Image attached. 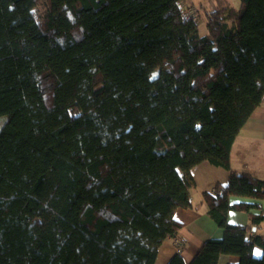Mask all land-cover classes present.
<instances>
[{"label":"trees","instance_id":"16d2710c","mask_svg":"<svg viewBox=\"0 0 264 264\" xmlns=\"http://www.w3.org/2000/svg\"><path fill=\"white\" fill-rule=\"evenodd\" d=\"M217 2L201 36L180 0H0V264H155L203 162L230 172L203 193L223 237L189 264H264V212L228 221L264 200L230 167L264 103V0Z\"/></svg>","mask_w":264,"mask_h":264},{"label":"crops","instance_id":"0c3cea01","mask_svg":"<svg viewBox=\"0 0 264 264\" xmlns=\"http://www.w3.org/2000/svg\"><path fill=\"white\" fill-rule=\"evenodd\" d=\"M232 7V0H226ZM181 8L189 14L195 13L198 28L206 21V14L218 8L217 0H180ZM234 8V7H233ZM198 17V21L197 18ZM206 24V22H205ZM230 167L240 174H249L264 181V103L258 107L248 119L238 134L230 153ZM195 186L190 191L191 208H179L174 218L182 226L176 238H168L158 251L155 264H168L171 258L180 254L186 264H189L203 244L209 239H221L223 230L209 215L208 205L203 199L204 192H214L216 185L226 187L230 172L203 162L192 169ZM230 205L250 204L248 212L231 210L228 221L233 225L250 226L251 216L264 212V200L245 197H230ZM250 237L264 236V224L252 226ZM178 244L183 246L180 251ZM259 251L260 255H256ZM263 251L254 248L255 257L260 258ZM218 264H239V258L234 255H222Z\"/></svg>","mask_w":264,"mask_h":264},{"label":"rangeland","instance_id":"374dc122","mask_svg":"<svg viewBox=\"0 0 264 264\" xmlns=\"http://www.w3.org/2000/svg\"><path fill=\"white\" fill-rule=\"evenodd\" d=\"M232 1H233L232 2V7H234L235 9H239V7H240V0H232ZM191 14H195V13L193 12ZM196 18H197V21H198V17H196ZM205 22H204V24H202L199 27V33H200L201 36H206L208 34L207 27H206ZM4 123H5V118H0V128L4 125Z\"/></svg>","mask_w":264,"mask_h":264},{"label":"built area","instance_id":"2783aa9c","mask_svg":"<svg viewBox=\"0 0 264 264\" xmlns=\"http://www.w3.org/2000/svg\"><path fill=\"white\" fill-rule=\"evenodd\" d=\"M189 16L195 18V14H189ZM178 249L181 251L183 249V246L181 244H178Z\"/></svg>","mask_w":264,"mask_h":264},{"label":"snow or ice","instance_id":"6c2138e0","mask_svg":"<svg viewBox=\"0 0 264 264\" xmlns=\"http://www.w3.org/2000/svg\"><path fill=\"white\" fill-rule=\"evenodd\" d=\"M256 255H260L259 251H257Z\"/></svg>","mask_w":264,"mask_h":264}]
</instances>
